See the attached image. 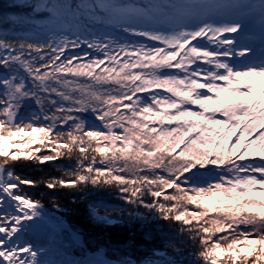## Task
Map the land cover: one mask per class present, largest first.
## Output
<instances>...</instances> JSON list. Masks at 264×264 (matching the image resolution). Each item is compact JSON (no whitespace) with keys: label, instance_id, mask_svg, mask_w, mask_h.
I'll list each match as a JSON object with an SVG mask.
<instances>
[{"label":"snow or ice","instance_id":"6c2138e0","mask_svg":"<svg viewBox=\"0 0 264 264\" xmlns=\"http://www.w3.org/2000/svg\"><path fill=\"white\" fill-rule=\"evenodd\" d=\"M33 10L49 14L32 22L43 40L0 32V264H73L25 239L48 223L25 190L40 185L112 189L135 209L134 227L176 226L145 232L146 258L117 264H264V0H36ZM61 159V174L41 180L15 170ZM90 215L116 223L103 204Z\"/></svg>","mask_w":264,"mask_h":264},{"label":"trees","instance_id":"16d2710c","mask_svg":"<svg viewBox=\"0 0 264 264\" xmlns=\"http://www.w3.org/2000/svg\"><path fill=\"white\" fill-rule=\"evenodd\" d=\"M35 2L36 0H0V32H9L17 36L28 34L43 40L45 38L44 32H33L32 22L45 23L49 19V14L46 11L35 12L33 10ZM135 2H141V0H135ZM94 27L97 30L102 28L100 25ZM130 39L137 38L130 37ZM68 163L69 161L64 159L47 162L43 165L31 161H21L17 163L15 170L23 176L41 180L48 176L60 175L58 169L63 168ZM25 190L34 198L39 199L47 209L60 210L65 219L72 225L78 221L76 226L80 228L85 242L91 239L97 243H103L106 247L109 246L108 250L118 249L131 257L135 253H139L141 256H147L150 253V247L145 243L148 238L143 235L145 232H151L152 236L159 238H163L169 233L176 234V226L170 227L168 222L163 220L149 219L134 227L133 222L127 220V214L130 211H135V209L120 200V194L112 189L92 190L86 193H73L71 190L53 192L40 185L36 188L25 186ZM168 191L172 192L173 190L169 189ZM93 204L106 206L109 216L116 220V224L104 225L92 218L90 205ZM113 208H123L125 211L123 214L119 211L112 212ZM139 211L143 215H149L146 209L140 208ZM99 212L105 214V207H100ZM180 239L181 237L176 235L177 246L182 247L183 253L187 257L192 248L189 244L181 246Z\"/></svg>","mask_w":264,"mask_h":264},{"label":"rangeland","instance_id":"374dc122","mask_svg":"<svg viewBox=\"0 0 264 264\" xmlns=\"http://www.w3.org/2000/svg\"><path fill=\"white\" fill-rule=\"evenodd\" d=\"M3 146L10 152L15 150L10 141H4ZM16 147L19 148L20 145L17 144ZM44 210L47 220L58 229V232L52 236L51 240L45 247L48 249L45 257L47 259L55 261H70L73 262V264H88V262H94V259L100 258L99 262L109 261V264H117L118 261H123L128 258L140 260L146 258V256H141L139 253H135L131 257L125 254L124 251H119L118 249L108 250V248H110L109 246L106 247L103 243H97V241H92L91 239L85 242L82 232L79 230L80 228L76 226L78 221L72 225L65 219L60 210L47 209L46 207H44ZM103 224L105 225V223Z\"/></svg>","mask_w":264,"mask_h":264},{"label":"water","instance_id":"95a60500","mask_svg":"<svg viewBox=\"0 0 264 264\" xmlns=\"http://www.w3.org/2000/svg\"><path fill=\"white\" fill-rule=\"evenodd\" d=\"M49 228H50L49 225L45 224L40 229H38L32 233H28L26 239L32 241L34 244H42L43 245L44 239H46L49 236V232H50Z\"/></svg>","mask_w":264,"mask_h":264},{"label":"bare ground","instance_id":"6f19581e","mask_svg":"<svg viewBox=\"0 0 264 264\" xmlns=\"http://www.w3.org/2000/svg\"><path fill=\"white\" fill-rule=\"evenodd\" d=\"M48 225H49V236L46 238V239H44V241H43V245H44V247L49 243V241L51 240V238H52V236L56 233V232H58V229H57V227L55 226V225H53L51 222H49L48 221V223H47ZM27 235L28 234H26L25 235V239L27 238ZM27 240V239H26ZM100 261V258H96V259H94V262H99Z\"/></svg>","mask_w":264,"mask_h":264}]
</instances>
